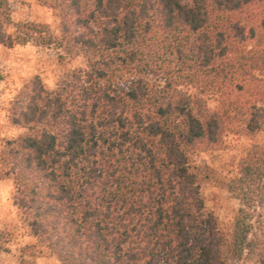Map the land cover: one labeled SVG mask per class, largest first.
Here are the masks:
<instances>
[{"label": "trees", "instance_id": "16d2710c", "mask_svg": "<svg viewBox=\"0 0 264 264\" xmlns=\"http://www.w3.org/2000/svg\"><path fill=\"white\" fill-rule=\"evenodd\" d=\"M0 45L84 67L10 104L25 133L0 161L32 244L19 264H264V143L222 178L200 161L264 134V0H43L58 25L11 22ZM210 182L239 207L205 208ZM12 232L0 230V253Z\"/></svg>", "mask_w": 264, "mask_h": 264}, {"label": "rangeland", "instance_id": "374dc122", "mask_svg": "<svg viewBox=\"0 0 264 264\" xmlns=\"http://www.w3.org/2000/svg\"><path fill=\"white\" fill-rule=\"evenodd\" d=\"M43 0H15L12 3L11 22L42 24L51 29L58 25L55 12L42 4ZM84 67V60L76 58L60 63L55 51L33 45L15 46L11 49L0 45V151L6 140L25 133V129L13 126L10 121V104L18 92L34 78L45 88L53 90L67 72ZM264 134L250 139L228 136L224 148L200 161L215 169L222 178L235 173L237 162L253 144H263ZM9 165L0 161V230L12 232L7 252L0 253V264H19L20 250L32 244L28 229L22 222L18 208L14 205V185L4 174ZM201 195L205 208L223 222L229 221L239 204L230 195L210 182L203 184ZM35 264H59L52 257L34 259ZM250 264V263H249Z\"/></svg>", "mask_w": 264, "mask_h": 264}]
</instances>
